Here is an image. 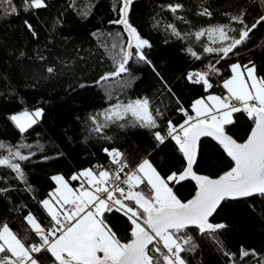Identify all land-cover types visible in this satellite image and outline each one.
Listing matches in <instances>:
<instances>
[{
  "label": "trees",
  "instance_id": "obj_1",
  "mask_svg": "<svg viewBox=\"0 0 264 264\" xmlns=\"http://www.w3.org/2000/svg\"><path fill=\"white\" fill-rule=\"evenodd\" d=\"M13 3L18 7V14L0 12V141L6 145L0 149V157L8 155V147L15 151L20 143L32 147L19 148L23 155L29 156L28 160H13L21 164L26 183L11 169L0 166V188L9 189L0 194V224L7 223L19 238H27L26 243L37 241L25 219L29 213L43 228L51 226L50 216L40 203L55 188L51 176L62 174L68 179L73 173L96 165L114 170L115 164L102 151L115 148L124 153L130 168L146 157L166 177L181 169L185 161L174 141L167 140L158 146L153 132L163 131L168 120L182 122V116L176 113L181 105L192 113L191 104L196 99L208 94L222 97L219 84L230 75L231 64L243 66L251 61L257 74L264 76V22L224 59H220L222 54L205 53L203 48H219L230 41L221 40L218 33L210 36L205 32L199 40L194 35L216 25H230L239 30L242 25L232 21L231 16L241 14L250 26L264 13V0H134L129 20L151 44L144 49L151 65L130 60L131 77L122 74L99 84L96 81L101 75L115 70L113 57L120 49H113V43L124 47L127 44L123 26L110 23L118 19L117 13L111 10L112 0H47L48 7L28 12L23 11L22 0H13ZM176 3L183 8L175 14L164 7ZM203 8L212 15H199ZM25 20L32 25L35 36ZM168 25H175L182 36L189 35L177 39ZM228 35L238 38V32H228ZM189 47L200 59L187 51ZM210 64L219 73L209 75L213 87L205 91L202 84L191 83L187 74L206 71ZM48 67H53L54 73H48ZM80 84L86 86L81 88ZM140 97L149 98L153 115L156 109L162 113L157 117L159 129L120 128L118 124H110L100 133L91 132V115L119 101L126 103ZM36 108L43 109L42 117L23 134L8 119L24 109ZM98 119L102 121L103 117ZM234 120V125L227 130L238 142H243L252 121L243 113L234 114ZM231 164L216 142L201 139L193 171L216 178ZM79 183L70 181L74 188ZM169 186L182 201L191 199L196 190L191 179ZM108 222L126 242L130 229L127 218L113 213L108 215ZM210 222L223 223L226 227L213 235H201L190 228L189 234L194 237L197 248L194 252L182 253L188 264H264V199L251 197L223 202ZM242 250L249 255L243 256ZM39 259L42 264H51L52 258L41 253Z\"/></svg>",
  "mask_w": 264,
  "mask_h": 264
},
{
  "label": "snow or ice",
  "instance_id": "obj_2",
  "mask_svg": "<svg viewBox=\"0 0 264 264\" xmlns=\"http://www.w3.org/2000/svg\"><path fill=\"white\" fill-rule=\"evenodd\" d=\"M133 3L134 0H112L111 10L117 13L118 19L110 23L122 25L128 40L126 47L118 42L113 43V49H120L113 57L115 70L101 75L97 84L121 74L131 77L128 67L130 60L151 65L144 52L151 44L142 38L129 20ZM46 7L47 0H22L24 12ZM164 7L175 14L183 5L176 3ZM0 12L16 15L18 7L13 0H0ZM199 15L211 16L212 13L203 8ZM231 20L242 27L237 30L230 25H216L194 33L197 40L207 32L210 36L218 33L221 40L230 41L219 48L205 46V53L222 54L220 59L228 57L264 22V13L250 26L245 23L242 14L231 16ZM24 23L35 36L32 25L27 20ZM168 28L177 39L189 35L186 33L182 36L175 25H168ZM228 32H238V38L229 37ZM116 35L119 37L120 33ZM187 51L200 59L191 47ZM230 69L231 76L223 80V88L227 91L225 96L209 95L196 99L191 104L194 116L181 105L177 111L183 116L182 122L168 120L163 131L153 132L158 146L167 140L174 141L185 161L181 169L165 177L145 157L125 173L129 165L124 153L115 148H104L111 163L116 165L114 170L96 165L73 173L68 179L62 174L50 177L56 187L40 203L50 216L51 226L43 228L31 213L25 218L39 238L38 241L26 243L27 238H19L7 223L0 224V264H42L39 259L41 253L50 254L51 264H188L182 253L194 252L197 248L194 237L189 234L190 228L201 235H213L226 227L223 223L210 222L223 202L251 197L264 199V76L257 74V68L251 61L243 66L233 63ZM47 72L54 73V68L48 67ZM212 73H219L214 64L208 65L206 71L189 72L187 79L191 83L202 84L207 91L213 87L208 79ZM79 86L83 88L86 85ZM236 113L246 114L252 121L250 132L243 142H238L227 130L234 125ZM42 114L41 108L33 111L24 109L10 115L8 119L23 134L38 122ZM161 115L159 109L153 115L149 98L140 97L129 99L126 103L119 101L101 113L91 115L89 119L93 125L91 132L100 133L110 124H118L120 128L159 129L157 117ZM99 116L103 117L102 121L98 119ZM202 137L212 138L232 162L228 170L216 178L193 171ZM103 138L111 139L107 136ZM5 147V143L0 141V149ZM30 147L20 143L15 151L8 147V155L0 157V166L11 169L25 183L27 181L21 164L13 160H28L29 156L23 155L19 148ZM121 173H124L123 179ZM188 179L195 181V194L191 199L182 201L169 185L180 184ZM70 181H79V187H72ZM122 185H126V188ZM8 191V188H0V194ZM113 213L122 214L129 221V238L126 242L118 237L108 222V215ZM242 255L248 256L249 252L242 250Z\"/></svg>",
  "mask_w": 264,
  "mask_h": 264
},
{
  "label": "rangeland",
  "instance_id": "obj_3",
  "mask_svg": "<svg viewBox=\"0 0 264 264\" xmlns=\"http://www.w3.org/2000/svg\"><path fill=\"white\" fill-rule=\"evenodd\" d=\"M231 76V69H230V75L228 76V77H226V78H224V79H222L221 81H220V87L225 91L223 94H222V97L223 96H225L226 94H227V91H226V89H224L223 88V80H225V79H228L229 77ZM209 95H215V94H208L207 96H209ZM207 96H205V97H202V98H206ZM207 102V101H206ZM192 111V110H191ZM192 115V114H191ZM195 115V113L193 112V116ZM13 123V122H12ZM14 124V123H13ZM55 184V183H54ZM55 187H56V185H55ZM77 188V187H76ZM58 207V206H57ZM45 210V209H44ZM46 211V210H45ZM46 213H47V211H46Z\"/></svg>",
  "mask_w": 264,
  "mask_h": 264
},
{
  "label": "built area",
  "instance_id": "obj_4",
  "mask_svg": "<svg viewBox=\"0 0 264 264\" xmlns=\"http://www.w3.org/2000/svg\"><path fill=\"white\" fill-rule=\"evenodd\" d=\"M176 113L178 114V115H181L182 116V114L181 113H179L178 111H176ZM190 115H191V113H189ZM182 118H183V116H182ZM115 168H116V165H115ZM132 168H130V167H128V168H126L124 171H125V173H127V172H129L130 170H131ZM121 178L123 179L124 178V173H121ZM80 184V183H79ZM123 187H125L126 188V185H122ZM66 208L68 207V206H65ZM38 237L36 236V240L38 241Z\"/></svg>",
  "mask_w": 264,
  "mask_h": 264
},
{
  "label": "water",
  "instance_id": "obj_5",
  "mask_svg": "<svg viewBox=\"0 0 264 264\" xmlns=\"http://www.w3.org/2000/svg\"><path fill=\"white\" fill-rule=\"evenodd\" d=\"M124 33H125V35H126V37H127V40H128V36H127V33L124 31ZM134 43V42H133ZM122 75V74H121ZM119 77V76H118ZM115 78H117V77H115ZM115 78H112V79H115ZM109 80H111V79H109ZM250 132V131H249ZM202 138H208V139H210V140H212V141H214L212 138H210V137H202ZM201 138V139H202ZM247 138V137H246ZM245 138V139H246ZM215 142V141H214ZM103 153H104V151H102ZM104 154H106V153H104ZM107 155V154H106ZM227 156V155H226ZM110 158V157H109ZM230 159V158H229ZM239 200H241V199H239ZM230 201H233V200H230Z\"/></svg>",
  "mask_w": 264,
  "mask_h": 264
},
{
  "label": "crops",
  "instance_id": "obj_6",
  "mask_svg": "<svg viewBox=\"0 0 264 264\" xmlns=\"http://www.w3.org/2000/svg\"><path fill=\"white\" fill-rule=\"evenodd\" d=\"M221 88V87H220ZM221 90L223 91V93L225 92L222 88H221ZM192 112V111H191ZM192 115H193V112L191 113ZM30 226V225H29ZM30 228H31V226H30Z\"/></svg>",
  "mask_w": 264,
  "mask_h": 264
}]
</instances>
